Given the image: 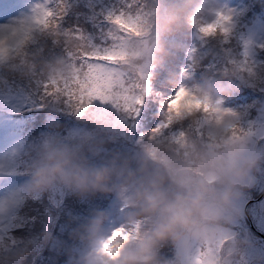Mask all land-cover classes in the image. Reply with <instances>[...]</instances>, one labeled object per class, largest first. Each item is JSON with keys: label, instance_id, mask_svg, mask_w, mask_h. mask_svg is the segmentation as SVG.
<instances>
[{"label": "clouds", "instance_id": "9594fccd", "mask_svg": "<svg viewBox=\"0 0 264 264\" xmlns=\"http://www.w3.org/2000/svg\"><path fill=\"white\" fill-rule=\"evenodd\" d=\"M143 4L148 13L145 31L129 42L120 71L133 79L142 74L148 85L165 66L168 36L184 25L199 32L200 27L226 15L219 0H176L171 6L143 0ZM42 32L54 43H62L67 52L88 51L86 41L71 32ZM39 38L32 33L23 42L0 41V70L22 78H43L46 84L71 79L74 68L68 57L45 61L42 49L28 50L29 43ZM224 59L214 82L189 83L188 75L182 80L170 78L174 95L184 87L209 105L207 112L201 105L200 110L184 112L173 120V129L185 133L183 146L150 139L151 133L140 142L136 155L114 153L105 158L107 126L101 120L95 136L70 143L48 137L35 149L25 169L29 179L21 189V199L63 189L81 200L111 197L119 206L122 223L118 228L109 227L111 212L98 209L73 230V238L83 246L74 264H199L208 251L216 253L218 264H248L250 240L233 237L230 230L241 219L239 202L244 192L264 174V131L257 139L243 127L236 112L227 109L234 114L218 115L212 111L216 105L225 109V98L238 91L239 85L255 86L254 71L242 68L241 60L230 53ZM260 115L264 117V109ZM167 116V110H162V120ZM236 129L243 132L234 135ZM121 229L119 248L105 251L104 245ZM51 242L53 237L45 227L38 238L0 245V264H27L38 247ZM166 246L174 249L170 260L160 255ZM255 264H264V258H257Z\"/></svg>", "mask_w": 264, "mask_h": 264}, {"label": "trees", "instance_id": "16d2710c", "mask_svg": "<svg viewBox=\"0 0 264 264\" xmlns=\"http://www.w3.org/2000/svg\"><path fill=\"white\" fill-rule=\"evenodd\" d=\"M246 1V0H245ZM252 1V0H249ZM257 1L256 8L250 12H254L256 17L262 21H264V0H254ZM164 6H171L176 3V0H164ZM127 0H99V8L100 12L95 17L94 24L92 27L96 31L98 25H100L104 18L109 13H119L120 10L124 9ZM67 16V13L65 14ZM89 14L87 15L88 19ZM98 16V17H97ZM78 22L83 23V20H78ZM100 22V24H99ZM66 23V20L64 21ZM59 31L62 32H72V33H79L86 43L90 44L89 42L98 45V41L95 35L92 33H87L89 28H87V23L80 24L77 28L71 27H63L58 28ZM234 30L231 28L232 33ZM264 33V31H263ZM33 34H39L40 38L34 42H30L28 45L29 51H35L37 49H42L43 52L50 50L49 52L42 55V59L45 61H51L57 57H68V52L64 48L63 44L54 43L50 38L43 34L41 30H34ZM91 34L90 36H87ZM174 37L179 38L180 41L179 46L174 45V41L170 39H165L164 43L168 52L166 57V63L163 69L157 70L153 74V78L149 83V93L145 99V112L142 113V117H144L142 124H141V137H146L152 133L153 129L157 126L155 122L160 120L162 122V105L157 107L158 101H166L170 99L174 93L175 88L169 82L170 78L175 77L179 79V73L183 72L180 71L178 68L179 63H184L186 68L184 69L183 73H187V75L191 78L190 82H197L202 83L206 80L209 81H216L219 79V72L224 67L226 61L224 59L226 53H230L232 56L236 57L239 60L245 59L244 53L245 51L248 52V62L253 67L255 72V86L254 87H247L239 85V90L232 93L229 97L225 98V100L229 103L228 106L232 107L235 106L234 110L236 109L241 111L243 108L248 107L249 100L254 94L253 89H263L264 90V82H262L261 77H264V45L261 47L256 48V46H248L243 51H239L238 49L230 50L234 46H236L235 39L240 38L242 33H232L227 38L217 35L214 37L202 38L200 33L190 26L184 25L181 26L177 31L174 33ZM245 41L251 38L250 33H244ZM245 42V43H246ZM245 45V44H244ZM61 47V50L57 52V49ZM192 48V49H191ZM225 48V51L223 50ZM251 49L254 50L255 56L251 58L249 52ZM190 51V56H185V52ZM42 52V53H43ZM198 62V66L196 64ZM185 76V75H184ZM16 77V76H15ZM12 74L0 70V87L5 86V82H8L7 86L15 88L19 87L21 90L26 91L25 87H29L36 93H32L29 96V100L38 98L42 104L45 105L43 108H33L29 107L26 109H21L19 102L8 103L3 106H0V126L7 124L11 126L15 131L18 132L21 136L19 143H22V148L20 152H17L21 159V165H15L13 163L12 167L8 166L6 168H2L1 175L9 174L10 170H16V173L20 171H25V169L30 165L33 156L35 155V149L43 142L45 139L44 131L46 132V137H56L59 136L63 137L64 141L68 140L67 135H65L60 128L57 127L56 122L63 121V108L61 107V102L59 103L58 107H53L51 101H56L53 98H50L45 95V84L46 81L43 78H22L19 76V81L25 84V87L20 86L17 84V80ZM41 85L37 88L34 84L37 83ZM158 94V99L154 97V94ZM44 96V97H43ZM46 97V98H45ZM49 99V100H48ZM51 99V100H50ZM5 100V98H2ZM260 100H263L261 106L264 105V98L263 95L260 96ZM48 104L50 108H55L56 111L53 113V109H48ZM74 113V112H73ZM56 114V122L47 123L48 118L50 121L54 119L52 115ZM34 120L32 123L35 125H31L29 123L28 118L33 117ZM74 121H81L85 123H90L91 121L86 117H77V114L74 113ZM48 124V127L45 129H40L38 126L43 124ZM30 125V126H29ZM31 127L35 134L37 135L38 142H36V146H32L30 144V140L32 137V133L28 130ZM78 126L77 133L80 134L81 132L85 131L87 128L84 125H77ZM107 131L105 135V148L103 156L105 158L111 156L114 153H120L125 156L132 157L133 153H138L140 150V142L141 139L138 140H130L124 141L122 139V131L118 129V127H109V122L106 124ZM70 127V131L75 133ZM180 131L181 129H173V131ZM32 142V141H31ZM136 151V152H135ZM15 156V158L17 157ZM25 179H29L28 176H24ZM65 196V194H64ZM76 196L69 197L62 205V210L58 215V220L54 229L51 233L53 237V247L48 246L47 250L43 253L42 260L40 262H36V264H74L73 261H68L69 258L65 259V256H70L67 250L70 248V251H74L71 247V242L69 240V236H66L65 239L60 242L62 244L61 249L59 246L58 238H56L55 230L59 227L64 233L67 235L72 234L73 230L81 223H79L76 217L79 218H86L95 210L102 208L107 201L110 200V197H100L96 198L95 200L98 203V206H94L92 200L89 198L80 206L73 207L72 203ZM48 207V208H47ZM44 208H47L45 210ZM86 210H89L86 213ZM10 211H8L9 213ZM51 207L49 200L47 199L46 193L44 196H41L38 199H24L20 201L19 205L17 203L14 205L13 210L8 214L9 221H11L10 226L6 229V232L3 235H0V242L2 244H11L16 241H24L28 239L38 238L41 232L45 228V224L47 223L45 218L48 213H51ZM65 255V256H64ZM162 259L170 260L174 256V249L171 246H166L161 249L160 252ZM31 256L28 257L27 264H31L29 260H31ZM69 262V263H67Z\"/></svg>", "mask_w": 264, "mask_h": 264}, {"label": "rangeland", "instance_id": "374dc122", "mask_svg": "<svg viewBox=\"0 0 264 264\" xmlns=\"http://www.w3.org/2000/svg\"><path fill=\"white\" fill-rule=\"evenodd\" d=\"M164 0H159V2L163 5ZM58 0H0V27L10 26L13 23H15L18 20L26 19L28 17H31L33 15L34 9L37 5H44L46 10L49 11H55L57 8ZM220 5L225 10L226 14L231 15V25L230 27L234 30L232 33H242L240 38L235 39L236 46L231 48L230 50L238 49L239 51H243L246 47V45L252 47L256 46V48L261 47L264 45V21L258 19L256 17V14L254 12H250L254 10L258 4V2L252 0H219ZM64 4V15L58 22V28L63 27H71L73 25V28H77L80 24L87 23V28L90 30L87 31V33H92V35H95L93 33H96V39L98 41V45H95L91 42H89L90 46L96 49H102L104 47H108L111 45L112 41L109 38V32L113 31L114 26L107 21L106 18H104V21L98 25V28L96 31L92 27L94 24V20L98 12H100L99 8V0H63ZM126 5L124 6L125 9ZM124 9L120 10L123 11ZM67 13V16L65 15ZM88 19H87V15ZM98 17V16H97ZM66 20V23L64 21ZM78 20H83V23L78 22ZM39 29H37L38 31ZM78 33V32H77ZM230 33V35L232 34ZM244 33H250L251 38L247 39V42L245 41V35ZM91 34L87 35L90 36ZM167 39H170L171 41H174L175 46H179L180 41H178L179 38L174 37V34L168 36ZM246 42V43H245ZM245 44V45H244ZM192 49V48H191ZM61 50V47L57 49V52ZM225 51V48H223ZM51 51L47 50L46 52H43L42 55L45 53ZM190 51H186L184 54L186 56H190ZM251 55V58H254L255 53L254 50L251 49V52H249ZM178 68H180V71L184 72V69L186 68V65L184 63H179ZM179 73V79H183L185 73ZM16 80L18 81L17 84H19L22 87H25L24 83H21L19 81V76L16 74H12ZM9 84L8 82H5L4 87H0V106H3L8 103L13 102H19L21 109H26L29 107L33 108H41L39 106L45 107L42 102L38 98L29 100V96L32 93H36L37 91L32 90L29 87H25L26 91L21 90L19 87H9L7 86ZM37 88H39L41 85L37 83L34 84ZM254 94H252L248 107L243 108L241 111L236 109V113L241 117V123L244 128L250 130L254 134H256L257 139L259 138V134L261 131H264V117L260 115V111L264 109V105L261 106V103L263 100H260V96L263 95L264 98V90L263 89H253ZM44 97V96H43ZM147 95L143 99V104L139 109V114L134 119H128L126 115L120 111H118L115 107H113L110 103H103L99 100L93 101L91 105L88 106L87 110L84 111L82 114L77 115V117H86L91 122L85 123L81 121H74V113L70 109H68L63 103H61V107L63 108V121L56 122V114L52 115L54 117L53 120H49L45 117L47 120V123L56 122L58 125L57 127L61 129V131L67 135L68 140L66 143H70L78 139L79 137L85 136V135H93L95 136L98 129H97V122L98 121H104L105 124L109 122V127H118V129H121L122 131V139L124 141H130V140H140V129L141 124L144 119L142 117V113L145 112V99ZM154 97L158 99V94H154ZM2 98H5V100H2ZM46 98V97H45ZM51 98V97H50ZM49 100V99H48ZM51 100V99H50ZM53 107H58L59 103L57 101H51ZM226 100L224 101L223 107L225 109H230L235 112L234 108L235 106L229 107ZM162 101H158L157 107L162 105ZM48 109H53V113L56 111L55 108H50V105L48 104ZM37 119V118H36ZM34 116L28 118L29 123H32L34 120ZM160 120L155 122L154 126H158L161 122ZM43 124L38 126L40 129H45L48 127V124ZM75 123L77 125H84L87 129L80 134L77 133V130L79 129L78 126H75ZM31 125H35V123H32ZM30 126V125H29ZM29 126L27 128H29ZM73 126L71 129L75 131V133L70 131V127ZM28 130L31 131L32 137L29 141L32 146H36V142H38L37 135L33 131V129L30 127ZM15 130L7 125H1L0 126V235H3V233L6 232V229H8V226H10L11 221H9L8 214L13 210L14 205L17 203L19 205L20 201H23L24 199H21L19 197V194L21 192V189L23 186L27 183V179H25L24 176H28L26 171H20L19 173H16V170H10L9 174L7 175H1L2 171L1 169L4 167H12L13 163L15 165H21L20 161L22 158L17 155V152L21 151L22 143H19L21 136L18 132H14ZM179 131V130H178ZM174 131V132H178ZM46 137V132H43ZM58 139L61 141H64L63 137L59 136ZM32 141V142H31ZM136 152V151H135ZM137 153H133V156ZM17 157L15 158V156ZM251 190H257V195L260 196L264 192V174L258 176L256 183L247 191L244 192L241 201L239 202V207L243 209V206L245 205L246 201L251 200L253 198H256L255 196L250 193ZM65 194V196H64ZM45 195V194H44ZM42 195V196H44ZM47 199L49 200L50 207L52 212L48 213L45 220L46 224L45 227H47L50 232L52 233L54 226L57 223L58 215L60 214L62 210L63 203L71 196L72 194L68 193L67 191L63 189H57L52 192L46 193ZM41 197V196H40ZM39 197V198H40ZM102 196H96L93 198H90L92 200V203L94 206H98L96 198H100ZM38 199V198H36ZM34 200V199H33ZM86 200H81L77 197L73 200V207L80 206L82 203H84ZM81 207V206H80ZM48 208V207H47ZM47 208H44L47 210ZM99 209L107 210L112 213L113 221L112 224L109 226L110 228H118L120 224L122 223L120 219V211L119 206L116 203V201L110 197V200L106 202V204ZM8 211H10L8 213ZM89 210H86V213H88ZM8 213V214H7ZM248 215H251L252 221L255 223V225L258 227L260 232H264V197L261 199L260 202L253 205L250 210H248ZM91 216V215H89ZM89 217L86 218H79L76 217L77 221L80 223L76 228H78L81 224L87 221ZM242 219V216H241ZM240 219V221H242ZM244 221V220H243ZM56 238H58L59 241V248L61 249L62 242L66 236H69V240L71 242V247L74 249V251H70V248L67 250V252L70 254V256H65V259L69 258L68 261H73L75 257L80 255L83 251V246L79 243L78 240L73 238L72 234L67 235L64 233L59 227H57V230H55ZM250 242L252 247L249 250V259L248 264H255V260L257 258H264V244L259 241L254 235H251L250 233H247L246 236ZM12 244V243H11ZM0 245H3L2 242H0ZM49 247H53V242L50 243ZM48 247L40 246L38 247L32 254L31 264H36V262H40L43 257V253L47 250ZM67 262V263H69Z\"/></svg>", "mask_w": 264, "mask_h": 264}, {"label": "snow or ice", "instance_id": "6c2138e0", "mask_svg": "<svg viewBox=\"0 0 264 264\" xmlns=\"http://www.w3.org/2000/svg\"><path fill=\"white\" fill-rule=\"evenodd\" d=\"M63 0H58L55 11L46 10L44 5H37L33 15L26 19L18 20L10 26L0 27V41L9 43L27 40L34 30L58 29V22L64 15ZM147 11L143 0H127L123 11L109 13L108 22L114 26L109 32L111 45L102 49L91 47L87 43L88 51L72 54L68 58L73 64L74 75L71 79L57 83L45 84V95L63 103L68 109L82 114L95 100L110 103L118 111L124 113L128 119H134L139 114L144 97L149 93V85L145 76L138 75L135 79L128 77L120 71V61L125 58L127 47L132 38L140 36L146 28ZM231 15H221L215 24L200 27L202 38L221 35L227 38L231 32ZM75 37L84 39L79 33H72ZM245 59L241 60L242 68L254 71L248 62V52L244 53ZM187 75V73H185ZM209 110L206 100H201L181 87L174 96L163 101L162 110L166 109L168 116L152 131L150 139L171 140L178 146H183L185 133L173 131V120L179 119L184 112L193 110ZM183 109V112H182ZM218 115L234 114L230 110L222 109L219 105L212 108ZM174 114V115H173ZM198 131V130H197ZM243 132L236 129L234 135ZM145 137H141L143 141ZM123 229L114 233L112 238L104 245L105 251L112 252L120 246V237ZM130 238L124 235V239ZM199 264H218L216 253L208 251L203 254Z\"/></svg>", "mask_w": 264, "mask_h": 264}, {"label": "flooded vegetation", "instance_id": "af4514ba", "mask_svg": "<svg viewBox=\"0 0 264 264\" xmlns=\"http://www.w3.org/2000/svg\"><path fill=\"white\" fill-rule=\"evenodd\" d=\"M257 190H251L250 193L255 196L256 198H253L251 200L246 201L245 205H247L249 202H252L249 204V206L246 209L247 216L244 214V207L242 209V221H238L235 225H233L232 229L230 230V235L233 237L236 236H247V233H250L251 235H254L259 241H261L264 244V232H260L258 227L255 225V223L251 219V215H248V210L255 205L256 203L260 202V196L257 195Z\"/></svg>", "mask_w": 264, "mask_h": 264}, {"label": "water", "instance_id": "95a60500", "mask_svg": "<svg viewBox=\"0 0 264 264\" xmlns=\"http://www.w3.org/2000/svg\"><path fill=\"white\" fill-rule=\"evenodd\" d=\"M246 208H247V206H246L245 209H244L245 213H246Z\"/></svg>", "mask_w": 264, "mask_h": 264}]
</instances>
